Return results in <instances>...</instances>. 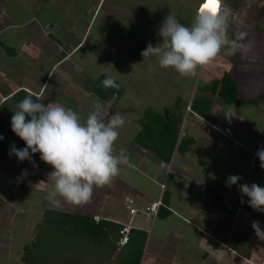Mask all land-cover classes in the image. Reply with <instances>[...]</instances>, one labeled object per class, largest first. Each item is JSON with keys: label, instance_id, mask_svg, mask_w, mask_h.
<instances>
[{"label": "crops", "instance_id": "obj_1", "mask_svg": "<svg viewBox=\"0 0 264 264\" xmlns=\"http://www.w3.org/2000/svg\"><path fill=\"white\" fill-rule=\"evenodd\" d=\"M227 1L222 3L226 5ZM247 1H242L244 8H235L238 16L232 15L231 24L236 26L242 21L247 27L244 42L249 51L258 44L252 41L257 24L255 28L250 26ZM203 2L0 0V135L4 137L0 140V218L6 215L5 210L12 211L10 218L25 217L23 220L31 228L21 230L28 235L35 232L49 208L144 229L148 237L141 264H230L229 260L259 264L255 260L262 241L251 225L258 220L264 230V213L253 210L246 196L242 204L237 185L226 186V179L239 175L242 179L238 184L260 182L264 187L262 177L255 171L259 130L264 136V103L228 104L203 90L232 70L241 96L237 69L247 61L246 51L234 57L225 52L227 49L222 50L220 54L226 60L220 57V69L207 77L202 74L200 81L189 78L187 93H180L187 78L172 68L162 69L156 57L141 55L149 42L155 45L161 39L157 33L167 15L191 26ZM243 28H234L230 33L235 35ZM94 62L99 67L96 76L86 69L88 64L93 68ZM101 75L115 77L123 87L121 96L106 108V115L119 112L126 120L115 148L117 152L126 150L131 166H122L110 185L95 188L91 202L67 211L62 208L65 203L57 207L46 198L53 184L48 176L52 169L40 160V154L33 155L37 167L10 154L13 142L17 148L26 146L11 130V116L17 103L32 93L45 104H62L86 118L96 100L105 104L109 101L104 96L107 94L96 92ZM263 92L264 88L257 95L241 97L257 98ZM200 95L212 99L207 117L187 111L192 99ZM234 106L250 110H229ZM148 109L161 114L174 109L182 113L180 138L192 140L191 147L184 151L176 148L166 162L139 145L136 138ZM25 170L27 175L23 174ZM165 195L169 203L161 207L158 216L145 213L150 203ZM128 199L138 212L130 211ZM4 232L6 237L0 229V244L14 242L20 235L9 231V227ZM23 255H18L21 264Z\"/></svg>", "mask_w": 264, "mask_h": 264}, {"label": "clouds", "instance_id": "obj_2", "mask_svg": "<svg viewBox=\"0 0 264 264\" xmlns=\"http://www.w3.org/2000/svg\"><path fill=\"white\" fill-rule=\"evenodd\" d=\"M231 18V9L222 0H204L191 26L169 14L157 33L161 39L155 45L149 42L141 55L156 57L162 69L172 68L185 78L196 77L198 69L210 65L222 50L234 55L248 49L245 32L240 31L235 39L229 37ZM102 85L119 89L113 76H107ZM114 100L115 96L107 104L96 100L86 118L62 104H45L32 93L17 103L11 116V130L26 146L17 148L13 142L10 154L37 167L33 155L39 153L40 160L51 166L48 176L53 184L46 198L52 205L83 206L91 201L95 188L110 185L122 166H131L126 150L121 148L117 152L115 148L126 120L119 112L106 115V108ZM256 155L264 168V148L258 149ZM23 174L27 175V170ZM241 179L239 175H230L226 186L237 185L241 203H245L246 196V203L253 210L264 213V187L257 183L238 184ZM251 226L256 237L264 240L260 221H253ZM126 228L130 233L131 228Z\"/></svg>", "mask_w": 264, "mask_h": 264}, {"label": "trees", "instance_id": "obj_3", "mask_svg": "<svg viewBox=\"0 0 264 264\" xmlns=\"http://www.w3.org/2000/svg\"><path fill=\"white\" fill-rule=\"evenodd\" d=\"M106 77L101 75L98 78L96 92L107 94L104 96L109 100L113 96L120 97L123 87L116 81L119 89L105 88L102 81ZM203 90L218 95L228 104L259 105L264 102V92L257 98H242L239 82L232 70L203 87ZM211 107L212 99L200 95L192 99L187 111L207 117ZM176 110L161 114L148 109L141 122L143 128L136 138L139 145L166 162L170 161L176 148L184 151L192 143V140L180 138L184 116ZM168 198L166 195L163 197L162 208L168 205ZM125 228L119 222L97 219L90 214L49 208L36 227L34 240L26 245L22 260L24 264H141L148 233L132 227L128 242L121 244Z\"/></svg>", "mask_w": 264, "mask_h": 264}, {"label": "rangeland", "instance_id": "obj_4", "mask_svg": "<svg viewBox=\"0 0 264 264\" xmlns=\"http://www.w3.org/2000/svg\"><path fill=\"white\" fill-rule=\"evenodd\" d=\"M242 1L243 0H228L227 1L226 5L231 9L232 15L238 16V12L235 11V8L240 9V7H242V8L245 7L244 2H242ZM246 4H249L248 5L249 9L247 7V12H248V20L250 22V26H253V28H255L254 26L257 24V26H256L257 28L255 31L256 36H255V38L252 39V41H254L258 44V48L253 47L254 50L251 49L249 51H246L245 55H246L248 62L246 60H244L242 66L237 69V71H238L237 73H238L239 80L242 84L241 96L251 97L252 95H257V92H260V90H262L264 88V0H249V2ZM165 6L167 7V4ZM182 7L180 8V12L182 10ZM232 21H233V19H231V23H232ZM241 22L240 21L238 23L236 22V26L230 24L229 28L232 29V30L228 31V35L230 38L235 39L236 36L238 35V33H236L235 35H232V33H230V31H233L234 28H240L241 29L244 27L242 30L245 33L248 32L247 27L245 25H242ZM234 24H235V22H234ZM238 24H241V25L238 26ZM132 50L135 51L134 47L132 48ZM225 52L227 53V50H225ZM83 54H85V52H83ZM105 54H106V52L104 51L103 55H105ZM220 57H222L224 59V61L226 60V58H224L221 54H219L218 57L210 65L199 68L198 74L196 77H194V79L195 80L197 79V81L203 80L202 74H204V75L206 74V77H207V75L209 73H212L216 69H220L221 65L223 64V61L220 59ZM88 59H89V54H88ZM217 60H218V63H217ZM96 61L98 62L99 60L96 58ZM97 65H98V63L96 64L94 62L93 68H90V64H88V66L86 67L87 71L92 76H96V73L99 72L98 71L99 67ZM189 80L190 79L187 78V82H185L186 81V79H185L184 83L180 86V93H187V91H189L188 90ZM174 82H175V80H174ZM164 93L166 94V96H168V94H169L166 91ZM262 103H264V102H262ZM262 106L264 107V104ZM229 110H250V109H248L247 107L234 106V107L230 108ZM251 110H259V109L255 108V107H251ZM257 128H259V127L256 126L255 129H257ZM259 131H260L259 132V138H260V149H261V148H264V136H261V130H259ZM256 170L259 172L260 177H262V180L264 181V168H261L260 161H259L258 157L255 160V171ZM253 183H256V182H253ZM257 184L261 187L263 185V184L261 185L260 182H258ZM64 205H66V206H64L62 208L66 209L67 211H75L76 209H79L78 206H73V205L68 204V203H65ZM3 207H5V206H3ZM3 213H6V215L0 218V229L2 231V235L4 237H6V234L4 231H5V229L8 230V227H9V231H11V232L16 231V235H18V234H20V235H19V237L16 238L18 241L15 240L14 242H11V243L2 242V244H0V264H19L18 262H20V264H21V260H20L21 257H19V256H20V254L25 252V250L22 251V248L26 244L23 242H20V240H25V241H28L30 243L36 235V230H35V232L33 231L32 233H30L29 235L24 234V233H26V231L23 230L24 232H22L21 229L24 228V229L30 230L29 228H31L30 226L27 227V223H26L27 221L23 220V219H25V217H23V219H21V218H19L20 217V215H19L18 219L16 217L10 218V215L12 213L11 210H5ZM20 213H21V215H24L23 212H20ZM34 217H32V218H34ZM14 229H15V231H13ZM18 231H20V232L17 233ZM7 235H9V234H7ZM3 240L6 241L5 239H3ZM261 241H262V245L258 251V255L256 256L255 261H257L259 264H264V240H261ZM248 245H249V243H248ZM227 263L239 264L235 260L232 262L229 260V261H227Z\"/></svg>", "mask_w": 264, "mask_h": 264}, {"label": "built area", "instance_id": "obj_5", "mask_svg": "<svg viewBox=\"0 0 264 264\" xmlns=\"http://www.w3.org/2000/svg\"><path fill=\"white\" fill-rule=\"evenodd\" d=\"M189 109V107H188ZM128 203V207H130V211L132 213H135L138 211V209L132 207V200L128 199L127 200ZM164 205L163 202V198L161 197L160 199H158L156 202H152L150 203L146 208H145V213L148 214L149 216H152L153 218L158 216L159 211H160V207ZM123 237L121 239V244H126L128 242V238H129V228H125L123 231Z\"/></svg>", "mask_w": 264, "mask_h": 264}]
</instances>
